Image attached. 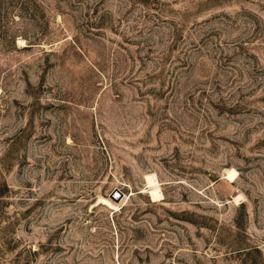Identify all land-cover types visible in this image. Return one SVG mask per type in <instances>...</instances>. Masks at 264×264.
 Returning <instances> with one entry per match:
<instances>
[{
	"label": "rangeland",
	"instance_id": "374dc122",
	"mask_svg": "<svg viewBox=\"0 0 264 264\" xmlns=\"http://www.w3.org/2000/svg\"><path fill=\"white\" fill-rule=\"evenodd\" d=\"M0 264H264V0H0Z\"/></svg>",
	"mask_w": 264,
	"mask_h": 264
},
{
	"label": "bare ground",
	"instance_id": "6f19581e",
	"mask_svg": "<svg viewBox=\"0 0 264 264\" xmlns=\"http://www.w3.org/2000/svg\"><path fill=\"white\" fill-rule=\"evenodd\" d=\"M225 176L227 177V178H229V179H233L235 176H237L236 175V170L235 169H233V168H229V169H227V172H226V174H225ZM226 178V179H227ZM235 179V178H234ZM233 179V180H234ZM146 183H148V186H149V189H148V191H149V193L151 194V195H149V196H152L153 198H156V197H162L161 196V192H160V189H159V185H158V183H157V181H156V177H155V175L153 174H147V182ZM100 202H103V203H105V204H108L110 207L111 206H117V204H113L108 198H103V197H101V198H99L98 199ZM124 200V197H122L121 198V202ZM157 201H158V199H157ZM120 203V202H119ZM114 208V207H113Z\"/></svg>",
	"mask_w": 264,
	"mask_h": 264
},
{
	"label": "water",
	"instance_id": "95a60500",
	"mask_svg": "<svg viewBox=\"0 0 264 264\" xmlns=\"http://www.w3.org/2000/svg\"><path fill=\"white\" fill-rule=\"evenodd\" d=\"M124 193L120 188H113V190L110 192V197L114 200H120L123 197Z\"/></svg>",
	"mask_w": 264,
	"mask_h": 264
}]
</instances>
